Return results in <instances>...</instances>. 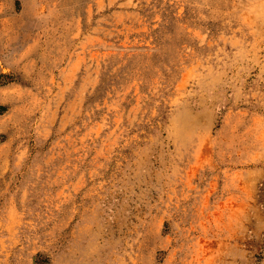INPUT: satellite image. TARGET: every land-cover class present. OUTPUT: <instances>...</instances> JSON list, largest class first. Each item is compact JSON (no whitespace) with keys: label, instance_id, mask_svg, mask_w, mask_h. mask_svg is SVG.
<instances>
[{"label":"rangeland","instance_id":"1","mask_svg":"<svg viewBox=\"0 0 264 264\" xmlns=\"http://www.w3.org/2000/svg\"><path fill=\"white\" fill-rule=\"evenodd\" d=\"M0 264H264V0H0Z\"/></svg>","mask_w":264,"mask_h":264}]
</instances>
